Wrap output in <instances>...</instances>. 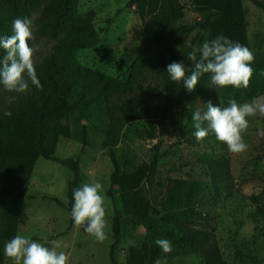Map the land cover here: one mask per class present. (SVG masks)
<instances>
[{"label": "rangeland", "instance_id": "rangeland-1", "mask_svg": "<svg viewBox=\"0 0 264 264\" xmlns=\"http://www.w3.org/2000/svg\"><path fill=\"white\" fill-rule=\"evenodd\" d=\"M128 1L80 0L78 14L93 17L94 29L101 40L94 47L77 50L76 58L83 68L79 71L82 77L79 76L78 84L82 79L89 78L87 69L123 81L129 80L133 60L145 36L173 31L213 15L212 24L207 28L173 34L168 39L155 42L168 52L170 63L183 61L189 70L193 65L187 59V53L204 41L224 35L239 42L248 47L255 57L251 64L254 73L250 85L242 90L257 92L239 103L264 97V9L261 6L252 0H157L153 13L143 19L135 6L127 5ZM24 17L33 19L35 39L29 43L38 46L34 54L37 65L55 52L56 43L64 33L55 37L40 31L45 20L41 8L31 9ZM162 80L152 63L146 67L132 92L91 88L85 91L88 93L83 97L77 89L71 92L68 102L72 108L61 120L70 124L73 135L61 137L56 156L79 157L81 169L76 172L59 160L43 156L38 159L30 175L18 234L28 238L37 236L34 240L48 247L52 246V241H60L58 251L68 256L67 264H113L111 245L116 239L114 217L118 214L122 229L115 253L118 264H127L130 247L146 239L149 224V217L142 212L138 187L131 173L153 160L156 139L149 136L144 119L123 124L122 113L115 107L133 97L147 105L154 115L160 116L165 100L147 95L144 86ZM9 95L16 96L11 105L6 103ZM24 95L5 92L0 86V113L14 111ZM205 104L204 100H197L196 110H205ZM194 112V109L188 108L174 121L165 123L162 150L166 154L159 160L157 169L141 182L146 206L150 213L153 212L166 196L167 183L174 178L201 179L205 190L198 205L197 217L191 223L213 232L230 264H264V137L258 135L264 129V116L257 114L247 118L249 126L242 136L248 148L240 154H233L216 137H207L203 142L190 141ZM83 131L86 134L85 149L77 138ZM207 153L229 157L230 165L223 181L204 161ZM112 155L118 163L114 162ZM78 176L82 178L79 184ZM97 181L103 185L108 221L105 229L107 239L103 242H98L83 228L71 224L68 206L57 200L69 203L74 189ZM5 226L6 216L0 208V234ZM5 243L0 264H12L4 255ZM165 258L167 264H205L199 254H173L160 260Z\"/></svg>", "mask_w": 264, "mask_h": 264}, {"label": "trees", "instance_id": "trees-1", "mask_svg": "<svg viewBox=\"0 0 264 264\" xmlns=\"http://www.w3.org/2000/svg\"><path fill=\"white\" fill-rule=\"evenodd\" d=\"M252 1L264 9V0ZM79 3L80 0H0V37L13 35L14 19L22 18L33 8H41L45 15V20L40 26L41 32L50 33L55 37L64 33L56 43L55 52L35 65L43 90L31 86V90L20 100L19 106L11 111V116L0 113V208L6 216V226L0 234V254L3 256V244L18 234L21 214L30 186V175L38 159L43 156L59 160L76 172L81 169L79 157L56 156L61 137L73 135L70 124L61 120L72 108L68 102L71 92L77 89L82 97L88 93L85 91L91 88L112 92L125 90L132 92L140 82L146 67L153 63L154 71L163 80L156 84H146L144 92L149 96L165 100L162 114L154 115L147 105L141 104L133 97L125 99L115 107L122 113L123 124L144 119L148 124L149 136L156 139L153 160L142 164L131 173L138 187L142 212L149 217V224L146 239L130 247L127 264H154L157 259L180 253L199 254L205 264H230L224 257L213 232L209 228L191 223L197 217L198 205L205 190L203 180L183 177L172 179L167 183L165 198L151 213L146 206L141 186L142 180L157 169L159 160L166 154L162 146L167 121H174L188 108L196 111V101L199 99L206 103L210 100L213 105L223 108L228 106L229 99H235L239 103L257 94L255 91L246 92L242 88L235 89L232 86L216 89L211 86L209 74L201 77L195 91L191 93L184 88L183 83L171 81L166 71L167 65L170 64L168 52L155 41L168 39L173 34L207 28L212 24L213 15L207 20L199 19L173 31L156 32L151 37L145 36L133 60L129 80L123 81L87 69L89 78L82 79L78 84L79 76L82 77L79 71L83 68L77 61V50L94 47L101 40L100 34L94 29L93 17L78 14ZM156 3L157 0H129L127 5L135 6L136 12L145 19L153 13ZM5 54L4 50L0 49V60ZM194 132L195 128L189 138L192 142L196 141ZM207 137H215V134L209 132ZM77 138L82 142V149H85V132L83 131ZM112 156L114 162L118 163L116 157ZM204 161L212 167L215 176L219 174L222 181L225 179V172L230 165L228 156L207 153ZM81 181V176H78L77 184ZM57 200L68 206L71 212L73 198L69 203L59 198ZM71 224H74L72 218ZM121 229L117 214L114 217L116 239L111 245L113 264H118L115 248L121 241ZM30 238L34 240L38 237ZM157 239L170 240L172 251L164 253L156 245Z\"/></svg>", "mask_w": 264, "mask_h": 264}, {"label": "clouds", "instance_id": "clouds-1", "mask_svg": "<svg viewBox=\"0 0 264 264\" xmlns=\"http://www.w3.org/2000/svg\"><path fill=\"white\" fill-rule=\"evenodd\" d=\"M32 25V18H16L12 24L14 34L0 37V49L6 53L0 60V86L5 92L26 94L30 85L43 90L34 60L38 46L29 43L35 39ZM187 59L193 65L190 70L183 61H173L167 65L166 71L171 81L182 82L189 93L195 91L205 74L210 75L211 86L216 89L228 86L241 89L249 87L254 73L251 67L255 59L253 52L224 35H217L215 39L204 41L201 46L192 48L187 53ZM15 99V95H9L6 103L11 105ZM205 106V110L197 109L192 114L196 140L203 142L209 132H212L218 141L226 144L229 152L240 154L246 151L248 145L244 142L242 133L248 129V117L257 114L264 116V97L242 104L235 99H229L228 106L223 108L213 105L209 100ZM3 114L11 116L8 110H4ZM205 124L206 127L203 126ZM258 135L264 137V129ZM102 193V183H84L73 191L74 203L70 212L75 226L83 228L98 242L107 239L105 229L108 227ZM155 243L164 253L172 251V243L168 239H157ZM59 248L60 241H52V246L48 247L17 234L5 243L4 255L12 264H67L68 256L65 252L58 251ZM154 264H167V259H157Z\"/></svg>", "mask_w": 264, "mask_h": 264}]
</instances>
